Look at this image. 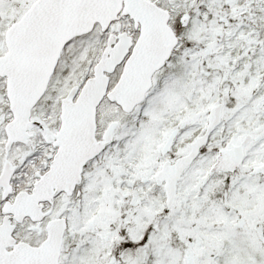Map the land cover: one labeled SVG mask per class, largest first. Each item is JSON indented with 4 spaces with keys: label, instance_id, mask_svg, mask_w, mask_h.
<instances>
[{
    "label": "snow or ice",
    "instance_id": "1",
    "mask_svg": "<svg viewBox=\"0 0 264 264\" xmlns=\"http://www.w3.org/2000/svg\"><path fill=\"white\" fill-rule=\"evenodd\" d=\"M0 264H264V0H0Z\"/></svg>",
    "mask_w": 264,
    "mask_h": 264
}]
</instances>
